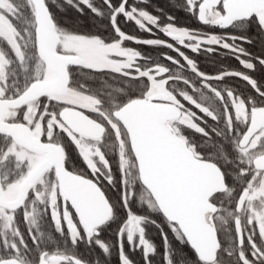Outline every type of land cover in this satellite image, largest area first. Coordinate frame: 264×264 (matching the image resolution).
<instances>
[{
  "label": "snow or ice",
  "instance_id": "obj_1",
  "mask_svg": "<svg viewBox=\"0 0 264 264\" xmlns=\"http://www.w3.org/2000/svg\"><path fill=\"white\" fill-rule=\"evenodd\" d=\"M114 257L264 264V0H0V264Z\"/></svg>",
  "mask_w": 264,
  "mask_h": 264
},
{
  "label": "trees",
  "instance_id": "obj_2",
  "mask_svg": "<svg viewBox=\"0 0 264 264\" xmlns=\"http://www.w3.org/2000/svg\"><path fill=\"white\" fill-rule=\"evenodd\" d=\"M156 3H159L160 5L164 6L166 9H167V0H155ZM178 18H179V22L181 24H192V21L185 16V14L183 12H176L175 13ZM128 30L130 32H135V29L132 28L131 26H129ZM146 51H149V54H152L151 50H146ZM150 235L152 236V238L154 240H156L157 243H159V237L157 235L154 234V230L153 231H150ZM134 259H138V255L133 257ZM113 263L116 264V261H115V257L113 258Z\"/></svg>",
  "mask_w": 264,
  "mask_h": 264
},
{
  "label": "flooded vegetation",
  "instance_id": "obj_3",
  "mask_svg": "<svg viewBox=\"0 0 264 264\" xmlns=\"http://www.w3.org/2000/svg\"><path fill=\"white\" fill-rule=\"evenodd\" d=\"M225 63L227 64H231V65H236V62L233 60H225ZM260 73H256V76L259 78L260 77ZM114 264V263H113Z\"/></svg>",
  "mask_w": 264,
  "mask_h": 264
}]
</instances>
